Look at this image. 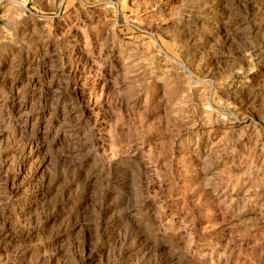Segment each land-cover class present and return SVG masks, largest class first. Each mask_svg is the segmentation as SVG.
Returning a JSON list of instances; mask_svg holds the SVG:
<instances>
[{"label":"rangeland","instance_id":"rangeland-1","mask_svg":"<svg viewBox=\"0 0 264 264\" xmlns=\"http://www.w3.org/2000/svg\"><path fill=\"white\" fill-rule=\"evenodd\" d=\"M0 264H264V0H0Z\"/></svg>","mask_w":264,"mask_h":264}]
</instances>
